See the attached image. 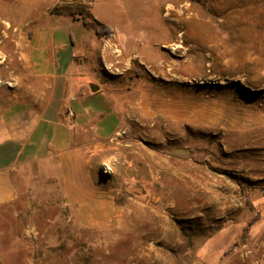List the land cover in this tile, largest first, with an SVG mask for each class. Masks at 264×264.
<instances>
[{
  "label": "rangeland",
  "instance_id": "obj_1",
  "mask_svg": "<svg viewBox=\"0 0 264 264\" xmlns=\"http://www.w3.org/2000/svg\"><path fill=\"white\" fill-rule=\"evenodd\" d=\"M186 5L179 23L172 8ZM91 11L143 55L152 111L138 135L183 172L156 174L150 206L132 213L167 223L80 232L24 197L0 208V264H264V0H0V104L23 89L36 31ZM95 20L89 29H108Z\"/></svg>",
  "mask_w": 264,
  "mask_h": 264
},
{
  "label": "crops",
  "instance_id": "obj_2",
  "mask_svg": "<svg viewBox=\"0 0 264 264\" xmlns=\"http://www.w3.org/2000/svg\"><path fill=\"white\" fill-rule=\"evenodd\" d=\"M62 19L69 23L59 26ZM92 19L85 26L81 19L56 18L30 42V56L21 64L23 89L12 91L9 105L0 104V208L26 197L36 208L56 210L53 226L104 235L131 224L166 225L164 218L132 213L150 206L156 174L183 172L170 168L169 158L156 162L150 139L138 135L152 111L137 76L143 55L116 31L115 40H99L89 29Z\"/></svg>",
  "mask_w": 264,
  "mask_h": 264
},
{
  "label": "bare ground",
  "instance_id": "obj_3",
  "mask_svg": "<svg viewBox=\"0 0 264 264\" xmlns=\"http://www.w3.org/2000/svg\"><path fill=\"white\" fill-rule=\"evenodd\" d=\"M223 6V5H222ZM192 7V6H191ZM190 6H183V8L182 9H176V8H172L173 9V14H176L177 16H175V17H177L178 19V21H179V23L181 22V21H183L185 18H183V17H185V15H186V12L187 11H190V8H191ZM214 8V7H213ZM170 9H171V6H170ZM172 14V15H173ZM190 15V14H189ZM191 17V16H190ZM193 18H194V16H193ZM191 19V18H190ZM173 49L175 50V52H177V53H179V52H181V50L183 49V47H181V45H175L174 47H173ZM123 53V52H122ZM182 53V52H181ZM190 53V52H189ZM186 55V54H185ZM146 58V57H145ZM147 59V58H146ZM173 69V68H172ZM181 69V68H180ZM163 71V70H162ZM183 72V71H182ZM160 74V73H159ZM165 75V74H164ZM163 76V75H162ZM183 76V75H182ZM176 77H178V76H176ZM163 78V77H162Z\"/></svg>",
  "mask_w": 264,
  "mask_h": 264
},
{
  "label": "trees",
  "instance_id": "obj_4",
  "mask_svg": "<svg viewBox=\"0 0 264 264\" xmlns=\"http://www.w3.org/2000/svg\"><path fill=\"white\" fill-rule=\"evenodd\" d=\"M83 24H84L85 26L88 25V23H87L86 21H83ZM96 33H97V35H99V36H106V35H110V34L112 33V30H110V29H104V30L97 29V30H96Z\"/></svg>",
  "mask_w": 264,
  "mask_h": 264
},
{
  "label": "built area",
  "instance_id": "obj_5",
  "mask_svg": "<svg viewBox=\"0 0 264 264\" xmlns=\"http://www.w3.org/2000/svg\"><path fill=\"white\" fill-rule=\"evenodd\" d=\"M67 114H68V116H69L70 118L74 117V114H73V112H71V111H69ZM107 170L109 171L110 169L107 168ZM263 194H264V191H263Z\"/></svg>",
  "mask_w": 264,
  "mask_h": 264
}]
</instances>
